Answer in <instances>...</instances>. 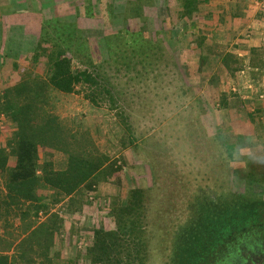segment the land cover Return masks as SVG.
<instances>
[{"label":"rangeland","instance_id":"obj_1","mask_svg":"<svg viewBox=\"0 0 264 264\" xmlns=\"http://www.w3.org/2000/svg\"><path fill=\"white\" fill-rule=\"evenodd\" d=\"M135 1L0 0V94L29 76L44 78L42 63L26 57L41 20L73 21L86 47L76 48L89 56L93 65L87 70L98 76V88L50 90L43 109L57 116L65 133L85 132L94 148L120 167L95 190L58 202L42 190L47 212L34 216L24 209V220L14 216L18 204H0L4 243L13 244L29 219L33 225L54 221L52 264H90L85 251L93 228L114 229L109 210L123 205L133 187L144 193L143 237L137 250L127 246L130 256L127 247L117 246L124 253L119 264H134L131 256L138 250L141 264H174L178 248H185L188 231L182 230L191 211L198 218V199L233 193L264 202V0H208L199 8L207 12L188 23L173 10L177 0ZM87 5L90 15L83 9ZM117 30L125 38L110 39L107 48L103 36ZM192 35L204 38L208 52L200 56ZM224 54L230 55L229 70L220 60ZM71 66L85 68L75 58ZM12 127L0 113L5 149ZM6 151L9 164L10 148ZM38 157L54 170L65 164V154L48 147H39ZM4 193L0 175V199ZM259 236L261 245L241 250L239 264H264V234ZM34 264L47 263L40 258Z\"/></svg>","mask_w":264,"mask_h":264},{"label":"trees","instance_id":"obj_2","mask_svg":"<svg viewBox=\"0 0 264 264\" xmlns=\"http://www.w3.org/2000/svg\"><path fill=\"white\" fill-rule=\"evenodd\" d=\"M177 1V7L173 10L183 22H193L197 16L201 17L207 12L200 11L199 8L207 5L208 0ZM89 7L92 8L90 5L83 8L87 9L88 15L91 14ZM78 32L79 29L73 21L59 20L57 16L42 19L34 48L26 57L31 64L42 63L44 78L29 76L1 89L0 113L10 120L13 127L8 133L10 137L5 141L6 149L0 146V175L3 177L5 191L0 204L8 200L6 203L9 206L18 204V207H23L26 203V208L21 210L19 207L18 214H14L21 220L27 216L24 209L31 210L34 216L39 211L47 212L48 206L41 195L42 190L52 192L50 199L58 202L81 190H95L99 180L111 177L120 168L114 162L110 163L107 155L94 148L85 132L65 133V129L59 127L57 116L43 109L50 90L71 93L78 84L98 88V76L87 70V67L93 65L89 56L77 50L79 47L86 49ZM104 36L107 48L110 39L125 38L120 30ZM190 41L198 49L200 56L202 50L203 53L208 52L203 45L202 36L192 35ZM228 56L230 55L224 54L220 60L229 70ZM72 58L77 59L85 68H72ZM39 147L62 151L65 154L64 167L54 170L49 160L39 162ZM8 148L12 156L9 164L6 151ZM143 197L142 189L131 188L125 203L109 210L108 216L113 219L114 229L106 230L102 226L93 228L91 241L85 251L90 264H119L121 260L118 256L123 251L118 245L132 246L134 250L141 247L142 240L139 238L143 237ZM214 197L194 202L201 204L196 212L198 218L194 214L195 210L191 211L193 217L190 216L189 225L182 230L188 231L184 238L185 248H178V254L175 253L170 262L239 264L243 259L241 250L256 251V247L261 245L259 235L264 234V202L253 196L233 193ZM4 214L8 215V212L4 211ZM55 230L52 220L47 219L33 225V220L29 219L20 227L21 235H16L17 239L13 244L11 241L7 242V239L4 243V238L0 236V244L3 243L0 246V264H34V260L40 258L47 264H52L49 250ZM128 247L125 256H130ZM9 250L11 253L8 254ZM131 257L135 260L134 264L142 263L139 250Z\"/></svg>","mask_w":264,"mask_h":264},{"label":"crops","instance_id":"obj_3","mask_svg":"<svg viewBox=\"0 0 264 264\" xmlns=\"http://www.w3.org/2000/svg\"><path fill=\"white\" fill-rule=\"evenodd\" d=\"M264 25V24H263Z\"/></svg>","mask_w":264,"mask_h":264}]
</instances>
